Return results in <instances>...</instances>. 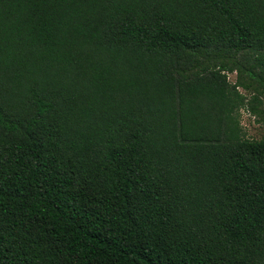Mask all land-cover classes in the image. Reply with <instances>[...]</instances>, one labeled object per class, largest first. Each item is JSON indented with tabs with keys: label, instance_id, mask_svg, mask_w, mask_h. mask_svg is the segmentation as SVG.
Masks as SVG:
<instances>
[{
	"label": "trees",
	"instance_id": "obj_1",
	"mask_svg": "<svg viewBox=\"0 0 264 264\" xmlns=\"http://www.w3.org/2000/svg\"><path fill=\"white\" fill-rule=\"evenodd\" d=\"M241 107L264 0H0V264H264Z\"/></svg>",
	"mask_w": 264,
	"mask_h": 264
},
{
	"label": "rangeland",
	"instance_id": "obj_2",
	"mask_svg": "<svg viewBox=\"0 0 264 264\" xmlns=\"http://www.w3.org/2000/svg\"><path fill=\"white\" fill-rule=\"evenodd\" d=\"M227 76L230 82L234 81L235 75L233 73H228ZM237 118L246 137L264 139V127L254 121V118L248 113L246 108L241 107L237 112Z\"/></svg>",
	"mask_w": 264,
	"mask_h": 264
}]
</instances>
